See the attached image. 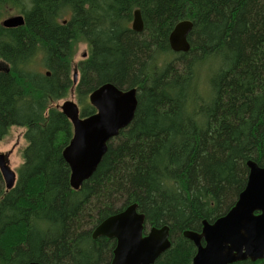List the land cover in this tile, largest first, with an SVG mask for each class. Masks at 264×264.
I'll return each instance as SVG.
<instances>
[{"label":"trees","instance_id":"obj_1","mask_svg":"<svg viewBox=\"0 0 264 264\" xmlns=\"http://www.w3.org/2000/svg\"><path fill=\"white\" fill-rule=\"evenodd\" d=\"M27 4L22 27L0 26V66L9 70H0V140L10 127L26 129L14 188L5 191L0 176V264H110L115 240L92 239V231L131 204L145 231L169 228L171 246L154 264H192L196 249L182 233L199 232L203 221L231 209L249 160L264 167V0ZM136 9L140 34L129 26ZM182 20L193 23L190 50L177 54L168 36ZM78 42L89 47L73 88L81 116L95 112L88 95L104 83L136 88L138 104L74 191L62 157L72 126L51 104L73 87ZM204 63L211 65L209 97L197 85Z\"/></svg>","mask_w":264,"mask_h":264},{"label":"water","instance_id":"obj_2","mask_svg":"<svg viewBox=\"0 0 264 264\" xmlns=\"http://www.w3.org/2000/svg\"><path fill=\"white\" fill-rule=\"evenodd\" d=\"M24 24L23 15L0 21V26L5 29L20 28ZM143 28L141 13L136 9L131 30L140 34ZM192 28L193 23L188 20L173 27L168 36V46L173 53L189 52L188 37ZM0 70L9 71L3 65ZM77 76L75 66L73 87ZM88 103L95 112L86 117L81 116L79 106L73 100H66L57 107L72 126V137L63 149L62 157L69 167V184L74 191H78L96 171L107 152L108 143L132 123L138 104L137 89H119L112 83H104L88 95ZM246 166V186L231 209L212 223L203 221L199 232L187 230L182 233L196 249L192 264H234L264 259V167L250 160ZM0 176L5 191L12 190L17 176L9 166L7 154H0ZM144 220L137 205L131 204L93 229L92 239L115 240L110 264H154L170 248L168 226L152 227L146 232Z\"/></svg>","mask_w":264,"mask_h":264},{"label":"rangeland","instance_id":"obj_3","mask_svg":"<svg viewBox=\"0 0 264 264\" xmlns=\"http://www.w3.org/2000/svg\"><path fill=\"white\" fill-rule=\"evenodd\" d=\"M26 1L27 0H7V2L2 4V9L0 12V16H1L0 21L10 16L21 15L22 11L24 9H27L28 4L26 5ZM63 18L67 19L68 15L65 13L63 15ZM129 26H131V22ZM88 54H89L88 45L84 42H78L75 46V54L71 60V65L73 67L77 66L81 61L85 60L88 57ZM35 61H36L35 66L41 69V72L43 73L45 70L44 68H41L42 58L37 57ZM214 66L215 64H213L212 68H214ZM210 69H211L210 63H204L203 65L200 66L198 70L197 85L201 93H205L209 88L208 73ZM72 75L73 72L70 76L71 80H72ZM77 78H78L77 80H79L80 78L79 74ZM73 88L74 87H72V89ZM72 89L68 91L65 98L53 102L51 104V108H56L60 106L66 100H73L78 105L74 92L73 94H71ZM209 94H210V90H208L206 96L209 97L210 96ZM25 130L26 129L23 127H16V126L10 127L7 135L0 140V154H7L9 166L11 170L14 171L15 173L23 162L22 152L26 147V141L23 137ZM148 230L149 228L146 229V232H148ZM11 234H13V232H11Z\"/></svg>","mask_w":264,"mask_h":264}]
</instances>
